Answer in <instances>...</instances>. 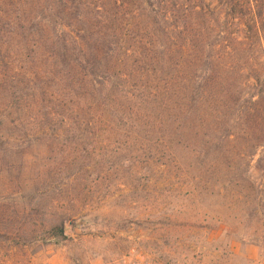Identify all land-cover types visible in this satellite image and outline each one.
<instances>
[{
  "label": "rangeland",
  "instance_id": "374dc122",
  "mask_svg": "<svg viewBox=\"0 0 264 264\" xmlns=\"http://www.w3.org/2000/svg\"><path fill=\"white\" fill-rule=\"evenodd\" d=\"M192 7L199 20L178 18L180 34L154 40L160 15ZM190 28L206 37L201 58L200 38L183 48ZM78 35L122 46L115 56L161 47L157 68L169 79L142 88L137 74L126 81L118 70L132 102H95L75 54L60 67L71 80L55 69L60 45ZM208 74L218 79L215 100L197 88ZM178 81L180 110L171 106ZM153 91L170 107H155ZM168 108L172 121L158 127ZM174 128L172 155L143 140ZM123 255L264 264V0H0V264Z\"/></svg>",
  "mask_w": 264,
  "mask_h": 264
},
{
  "label": "trees",
  "instance_id": "16d2710c",
  "mask_svg": "<svg viewBox=\"0 0 264 264\" xmlns=\"http://www.w3.org/2000/svg\"><path fill=\"white\" fill-rule=\"evenodd\" d=\"M192 9L194 11L184 10L182 14H180V16L177 14H171L170 16L160 15L159 16L160 20L157 21L159 29L157 31H153V36L155 37L154 40L157 39V34L161 35L162 38L163 37L170 38L171 34L172 35L180 34L183 30L182 28H180L179 25L176 24V21L178 18H181L182 21H184V19L193 20V22H196L197 20H199V17L203 15L202 12L196 11L194 7H192ZM255 17L256 16H254V18ZM225 18L226 19L229 18L228 15H225ZM243 31L245 34H248V32H250L251 34H254L255 36H257L256 30L251 32L250 29H245ZM184 32L186 34V39H185L183 48L184 50H187V52L191 51L190 49L193 48L194 44L197 41V38H200L198 39L199 44H201L200 51L198 54H199V57L201 58V55L203 53L202 48L204 46V40L206 37H204V35L201 36V33H199L200 37H198L197 36L198 33H196L198 31L193 28L184 30ZM172 37L173 36H171V38ZM76 39H78L79 41H76ZM228 39L229 41L235 40V39H232L230 35H228ZM70 41H71L70 48H67L66 45L62 43L60 47L58 48V51L56 54L57 62H55L54 65H56L55 69L57 67L59 68L58 78H60L61 80H71L73 78V75H69L68 73L64 76L63 75L61 76L63 69L60 68L63 66L64 62L71 63V62H68L66 58L67 57L66 53L71 51L76 56V59H75L76 61H74L75 64H77L76 68L79 66L82 69L83 77L88 76L89 78H91V81L89 80L90 83H89V86L87 87V90L89 91V93H91L92 91L93 96L97 94V97H93L95 102L100 103V100H101L102 104L109 103V106L115 103L116 100L117 101L119 100L127 104L132 102L131 99L127 97V95L123 94L125 91L123 89L124 85L121 84V86L118 87V84H119L118 81H124L122 79H119L122 77L118 76V70L125 71L124 73H122V76L126 81L134 80L132 78L135 76L134 74H137L140 78H142L140 80V83L138 84V85L142 84L141 85L142 88L144 87L146 88L147 84L150 83L149 80H151L154 83L155 85L154 87L156 88L157 86H160V84L161 86L164 85L166 81L169 79L167 72L163 73L162 71H160L161 69L157 68V66L160 65V61H158V56L156 54L161 53V47L152 46L149 49H144L142 52L137 51V50L128 49V50H123L121 54H119L118 56H115L116 51L120 49L122 46H117L113 48L112 46H108V45L105 47L104 43L97 44L95 42L94 44H88V43H85L86 41H82V37L79 35L72 36L70 38ZM212 47H215V45L214 46L213 44L210 45L209 49H212ZM209 52L210 51L208 50L206 54H203V55L207 58L209 57L208 55ZM132 56H134L133 60H131ZM107 59H112L111 60L112 65L108 66L106 64ZM130 60H131V63H130ZM190 62L191 63L188 62V64H192L195 61L190 60ZM192 66L194 65L192 64ZM99 67H101V69H99ZM77 70L78 69H76V72ZM59 73H60V77H59ZM96 73H98L99 77L96 76ZM110 73H112L111 74L112 76H110ZM162 76L164 78H162ZM135 80H139V79H135ZM159 80H161V82L160 84L157 85ZM200 82H202L203 85L200 86V84L197 83V88L201 87L200 90L202 91V93H205L206 98L215 100L213 91L215 89L216 84L218 83V79H216L214 75L208 74V75H205ZM181 86L182 85L180 84V81H178V84L175 86L174 91L172 92V94L174 95L175 101L173 104H171V106H176L174 109H178V110H180V104H181V100H180V96L182 94L180 92ZM153 92L155 93V91ZM178 93H179V97H177ZM87 94L88 93L86 92L85 95ZM88 95H89L88 99L90 100L92 95L91 94H88ZM191 95H192L191 97H193L194 95V98H195L194 93ZM153 97H154L153 105L157 107L159 110L160 109L164 110V108H166L165 106L170 107L167 105V101L164 102V98H161L160 94L155 93V96L153 95ZM139 100H140L138 101L139 103H136L135 108L133 109L134 111L133 115H137L139 112V107L145 101H148V99L145 96L140 97ZM168 110H169V113L167 116H165L164 120L162 121V119H160L158 122H156L158 127H161L162 125V127L166 129V126H164L162 123L163 122L170 123L172 121L171 109L168 108ZM64 117H65L64 114H61V113L59 114L60 122L64 121L63 120ZM110 117L112 118L113 114H111ZM180 121L181 119H179V115H177L176 124L179 125ZM143 122L144 123L148 122L146 115H142L139 121L140 124H142ZM131 126L132 128H135L136 124H131ZM174 130L175 132L170 131L171 133H168V134L159 133L160 135H156L152 139L151 138L148 139L145 137V139L143 140L144 142L146 141V143L147 141H151L153 144H155V146H153L154 154L159 152L160 154L164 155V151L162 149L164 148L167 151V155H172L173 154L172 149L174 148V146L178 145L179 143L178 141L179 133L177 131V128H174ZM147 131H148V128L145 132L147 133Z\"/></svg>",
  "mask_w": 264,
  "mask_h": 264
},
{
  "label": "built area",
  "instance_id": "2783aa9c",
  "mask_svg": "<svg viewBox=\"0 0 264 264\" xmlns=\"http://www.w3.org/2000/svg\"><path fill=\"white\" fill-rule=\"evenodd\" d=\"M106 264H153L139 255H123Z\"/></svg>",
  "mask_w": 264,
  "mask_h": 264
}]
</instances>
